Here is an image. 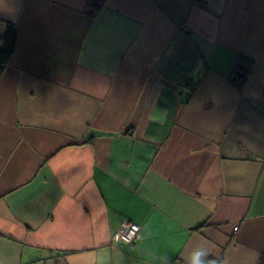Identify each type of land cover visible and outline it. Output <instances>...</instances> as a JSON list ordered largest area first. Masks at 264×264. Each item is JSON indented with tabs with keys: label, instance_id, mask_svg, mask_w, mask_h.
Instances as JSON below:
<instances>
[{
	"label": "crops",
	"instance_id": "crops-1",
	"mask_svg": "<svg viewBox=\"0 0 264 264\" xmlns=\"http://www.w3.org/2000/svg\"><path fill=\"white\" fill-rule=\"evenodd\" d=\"M0 19L17 32L0 264H187L198 247L264 264V0H0Z\"/></svg>",
	"mask_w": 264,
	"mask_h": 264
},
{
	"label": "trees",
	"instance_id": "trees-1",
	"mask_svg": "<svg viewBox=\"0 0 264 264\" xmlns=\"http://www.w3.org/2000/svg\"><path fill=\"white\" fill-rule=\"evenodd\" d=\"M16 37L15 26L9 21L0 19V76L5 72L14 52ZM252 67L253 63L250 59L240 57L227 78L228 82L236 89H241L251 73ZM208 260L214 261L215 264L218 263V260L211 258Z\"/></svg>",
	"mask_w": 264,
	"mask_h": 264
},
{
	"label": "built area",
	"instance_id": "built-area-1",
	"mask_svg": "<svg viewBox=\"0 0 264 264\" xmlns=\"http://www.w3.org/2000/svg\"><path fill=\"white\" fill-rule=\"evenodd\" d=\"M185 91L190 90V86H184ZM237 229V228H234ZM140 234V226L136 223L129 222L123 224L117 231L116 238L121 244H133Z\"/></svg>",
	"mask_w": 264,
	"mask_h": 264
},
{
	"label": "clouds",
	"instance_id": "clouds-1",
	"mask_svg": "<svg viewBox=\"0 0 264 264\" xmlns=\"http://www.w3.org/2000/svg\"><path fill=\"white\" fill-rule=\"evenodd\" d=\"M209 253L203 247H198L194 249L188 259L187 264H215L214 261L208 260Z\"/></svg>",
	"mask_w": 264,
	"mask_h": 264
}]
</instances>
